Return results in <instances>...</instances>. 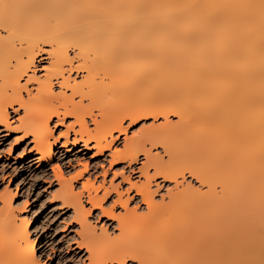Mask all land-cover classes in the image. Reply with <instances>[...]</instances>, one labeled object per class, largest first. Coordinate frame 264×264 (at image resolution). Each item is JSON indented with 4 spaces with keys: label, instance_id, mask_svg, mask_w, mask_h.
Instances as JSON below:
<instances>
[{
    "label": "bare ground",
    "instance_id": "6f19581e",
    "mask_svg": "<svg viewBox=\"0 0 264 264\" xmlns=\"http://www.w3.org/2000/svg\"><path fill=\"white\" fill-rule=\"evenodd\" d=\"M38 58H48L41 75ZM10 108L23 110L17 125ZM68 117L60 141L50 123ZM150 117L162 120L127 136L126 119ZM0 127V136L29 139L40 163L58 142L67 151H110V165L126 162L129 170L143 156L131 170L144 181L121 172L138 186L141 204L132 207L129 183L120 190L86 177L76 191L84 168L68 177L54 169L55 197L73 209L92 264H127L132 256L138 264H264L262 0H0ZM122 134V147L112 148ZM185 174L201 187L183 184ZM158 177L174 183L159 200L151 186ZM17 193L0 192V264L39 260L28 218L15 213ZM97 204L117 234L92 226Z\"/></svg>",
    "mask_w": 264,
    "mask_h": 264
},
{
    "label": "rangeland",
    "instance_id": "374dc122",
    "mask_svg": "<svg viewBox=\"0 0 264 264\" xmlns=\"http://www.w3.org/2000/svg\"><path fill=\"white\" fill-rule=\"evenodd\" d=\"M48 65V58H38L36 61V71L37 75L43 73V68ZM79 77V76H78ZM24 82V80H23ZM56 90L59 89L57 84H54ZM26 93H24V96ZM10 119L13 125L18 124V116L23 114V110H20L18 113L14 112L11 108L9 109ZM170 118L175 121L177 117L170 116ZM73 119L71 117L66 118L64 124H58L57 119L54 118L50 123V127L54 132L55 137H59L60 132H65L66 126ZM129 119H126L125 125H127V136L138 133L140 129L148 127L155 120L150 118L140 119L134 124L128 123ZM162 119L156 120L155 123L161 121ZM90 123V122H89ZM1 131V127H0ZM5 133L3 132H0ZM21 132H10L9 134H4L0 136V192L4 187L8 186L14 191H17V195L14 199V207L16 215H26L30 222V235L31 240H38L39 245L37 246L38 258L40 259L44 252H47L49 255L52 254L51 250L56 243H59L58 240L54 241L53 237L56 236L58 231L64 233L65 236H69L73 240H79L78 235H72V232L79 230V224L74 220V227L72 232H69L67 229H64L62 226L67 220L74 217L73 209L62 204V201L59 197H55V194L58 190V180L53 175L56 165H59L66 177L75 174L79 169L84 168V164H87V171L84 172L82 178L76 179L73 182V186L76 191L82 190L81 182L86 178L90 177L96 185L102 184L103 179L105 181V186L110 185V181L114 183H119V189H125L128 185L127 182L123 181L122 175L116 176L115 172H124L125 175H130L132 181L140 182L144 181V177L136 172L131 170L141 165V162L144 161L143 156H140L137 162H134L129 170L128 163L119 162L114 165H110V155L107 151L104 154H96V149L90 151H77V147L70 146L71 151H67L63 147H60L61 142H58L54 145V153L52 158H47L40 163L38 158H32L35 156L33 152H30L31 143L29 139L19 140L21 137ZM70 135L73 134L70 133ZM125 135H118L116 137V142L112 148H121L123 137ZM64 140V136L60 137V141ZM148 146H150L148 144ZM11 150V154H8V151ZM154 153L159 152L160 155L164 156L166 159L167 155L163 152L160 146L152 147ZM32 158V159H31ZM39 164V165H38ZM103 169H107V175L104 176ZM140 175V176H139ZM115 177V179H113ZM181 180V176L178 178ZM183 184H186L188 181L194 184L195 187L199 186L195 180H192L188 174H185L184 179L182 178ZM158 183V185L156 184ZM174 183L171 181H164L160 177L155 178L151 183L152 189L157 190L155 193V198L160 199L161 195L167 197L166 193L170 188H173ZM180 186V185H179ZM103 188H101L99 194H102ZM131 196L135 195L133 191ZM116 194L114 191L110 193L109 198L104 202V206H109L112 204V199L115 198ZM137 197V199H135ZM87 196L82 197L83 205L88 208L90 203L86 199ZM137 200V202H136ZM138 196L132 197V200L129 202L130 207L141 204V201H138ZM25 202L27 204L25 205ZM136 202V203H135ZM140 202V203H139ZM1 204V202H0ZM25 209L18 210V207H23ZM91 208V207H90ZM17 209V210H16ZM145 209V207H144ZM123 210L120 206L115 208V212H122ZM19 217V216H18ZM88 220L92 223V226L95 227L97 232L101 231V224L105 223V227H109V232L114 231L117 234L116 222L113 219L106 218L102 216L100 210L92 209V212L88 216ZM78 232V231H77ZM77 234V233H76ZM113 234V233H112ZM43 249V252L39 251ZM86 257V258H85ZM80 260L84 261L87 259V252L85 249L82 250L80 255ZM82 261V260H81ZM127 264H138L136 261L128 260Z\"/></svg>",
    "mask_w": 264,
    "mask_h": 264
},
{
    "label": "snow or ice",
    "instance_id": "6c2138e0",
    "mask_svg": "<svg viewBox=\"0 0 264 264\" xmlns=\"http://www.w3.org/2000/svg\"><path fill=\"white\" fill-rule=\"evenodd\" d=\"M264 2V0H262ZM65 133L60 132L59 137H63ZM135 135V133H134ZM58 137V138H59ZM57 169L59 168V165L56 166ZM87 171V164L84 165V171L80 172L77 174L78 176H83L84 172ZM107 175V173H106ZM122 175L121 172H118L116 176ZM157 175H162L161 173H157ZM77 177H73V179H76ZM165 179H171V177H164ZM115 179V177H113ZM129 184H131V187L128 189L129 194H131L133 191L138 190V186L136 184H132V182L129 180ZM90 185L85 182L84 188L87 189L89 188ZM97 191H100V189H97ZM105 199H108V193H105ZM117 204L120 203L119 200L116 202ZM101 205L97 204L95 207L99 208ZM116 205H113L115 207ZM105 215H115L114 213L110 211H106L104 213ZM74 220L75 217L70 218L65 222V224L62 226L64 229H67L69 232H72V228L74 227ZM72 235H77L75 232H72ZM53 240L56 241L58 240L59 243H56L55 246L52 248L51 252L52 254L49 255L47 252H44V255L39 259H33L30 264H92L90 260H85L81 261L80 260V255L82 253V250L87 248L88 253H92L93 249L89 247L88 245L84 243H80L79 240H73L69 236H65L63 232L58 231L56 236L53 237ZM78 245V247H77ZM32 255L35 257L37 255V250L33 248L32 250ZM39 251L43 252V249H40ZM132 261H137L138 257L132 256L131 257ZM123 264V261H122Z\"/></svg>",
    "mask_w": 264,
    "mask_h": 264
}]
</instances>
